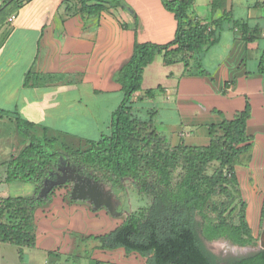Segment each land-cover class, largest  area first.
I'll return each mask as SVG.
<instances>
[{
	"label": "crops",
	"instance_id": "0c3cea01",
	"mask_svg": "<svg viewBox=\"0 0 264 264\" xmlns=\"http://www.w3.org/2000/svg\"><path fill=\"white\" fill-rule=\"evenodd\" d=\"M124 1L138 16L137 30L128 11L114 7L86 15L80 12L81 0H26L17 13H7L3 23L0 20V198L11 197L10 188L4 189L11 185L4 183L5 164L28 144L11 112L32 123L36 135L46 133L59 146H86L109 131L123 99L114 78L131 58L134 42L163 45L174 39L177 23L160 0ZM190 12L209 26L225 15L230 18L216 31L218 42L201 54L209 75L193 74V60L186 74L179 60L164 66L163 56H158L157 63L176 70L168 74L161 93L141 104L157 100L171 104L184 127L177 128L178 134L184 136L182 131L189 130V137L196 138L205 133L208 143L194 146L209 144L207 127L220 124L222 116L233 119L247 105L251 107L247 130L253 140L236 171L253 231L264 206V74L258 72L264 49V0H193ZM13 14L17 20L9 24ZM231 21L247 26L252 40L247 41L242 27ZM155 61L145 68L143 81ZM143 95V91L136 94ZM181 139L188 144L186 137ZM82 202L67 204L62 196H55L52 203L38 208L36 246L31 249L52 258L48 264H62L66 257L65 262L73 259V264H144L123 249L103 251L97 249V241L85 243L82 236L114 229L118 217L111 218L105 209L93 212L88 202ZM83 245L89 250L86 255L79 252Z\"/></svg>",
	"mask_w": 264,
	"mask_h": 264
},
{
	"label": "trees",
	"instance_id": "16d2710c",
	"mask_svg": "<svg viewBox=\"0 0 264 264\" xmlns=\"http://www.w3.org/2000/svg\"><path fill=\"white\" fill-rule=\"evenodd\" d=\"M111 1L112 4L107 6L105 0H81L80 12L96 15L120 7L132 16L137 30L139 19L136 12L124 0ZM160 1L174 15L177 23L174 39L163 45L134 42L131 58L114 78L121 87L123 99L112 115L108 133L98 140L87 141L86 146H59L55 139L47 135H36L33 124L17 111L8 112L15 116L22 137L28 144L5 164L4 183H32L34 194L0 198V243L21 249L36 246V210L52 203L56 191L69 185L57 186L46 198H39L45 181L59 171L63 161L71 163L81 176L110 187L123 197L131 189L149 200L148 205L127 216L114 229L82 238L83 241L87 238L97 241L99 250L123 249L126 255H138L144 264H215L205 241L227 238L242 245L249 243L244 235L253 238L247 221V204L242 200L236 171V159L239 157L240 160L241 155L251 148L253 140L247 130L251 107L247 105L233 119L222 116L220 124L209 125L207 131L211 140L208 145L190 146L181 141L174 147L156 128L157 110L148 109L147 119L142 118L137 110V105L144 99H152L156 92L163 91L162 86H158L146 90L143 97L136 96L142 91L145 68L158 56H163L164 66L174 65L176 59L179 60L184 64L186 74L193 60V74L209 75L203 67L201 54L218 42L216 31L222 30L230 19L225 15L210 26L205 25L191 16L193 0ZM24 2L26 0H3L0 4L1 22L5 21L7 13H17L25 5ZM232 23L241 26L238 22ZM241 27L246 33V40H252L247 36L249 28L245 25ZM258 72L264 74V49L259 56ZM182 160L192 169L188 178L174 186L172 171ZM215 164L212 176H207L208 168ZM153 172L161 175L159 180L152 176ZM217 191L233 200L240 199V206L244 208L241 227L216 223L205 214L204 208ZM71 193L72 189L62 195L64 202L68 197L70 204L81 203L73 200ZM90 209L99 211L94 210L92 205ZM7 215H10L8 221ZM198 217L204 221H199Z\"/></svg>",
	"mask_w": 264,
	"mask_h": 264
},
{
	"label": "rangeland",
	"instance_id": "374dc122",
	"mask_svg": "<svg viewBox=\"0 0 264 264\" xmlns=\"http://www.w3.org/2000/svg\"><path fill=\"white\" fill-rule=\"evenodd\" d=\"M105 1H107L106 2L107 6H110V4H112L111 0H105ZM2 3L3 0H0V4ZM157 62L158 60L155 61V63L151 65V67H149L146 73V78L144 79L142 84L143 92H145L148 89H156L158 86H162V87L166 86L168 83V78H167L168 74L176 70V67L174 68L163 67L161 63H157ZM151 108H155L157 110L158 114L155 116V124L158 130H160L163 133V135H165L171 141V143L169 144L172 147L178 145L182 141L181 138L183 137H186V141L188 143L187 145L190 146L205 145L208 143L207 140H205L204 138L205 133H201L197 135L196 138L194 136L189 137V133H187L189 130H186L187 131L186 133L182 131L184 136L178 134L179 130L177 131V128L182 127L183 129L184 127L179 125V121L177 119L176 114H174L173 112V108L171 104H167L165 102H161L160 100H157L153 103H143L137 105V110L140 112V116L145 119L149 117L147 115V110ZM19 132L21 138L24 139L22 137L20 130ZM44 135H47L48 137V134L46 133H42L40 137ZM160 135L162 134L160 133ZM236 162L239 164L240 162L239 157L236 159ZM216 166L217 164L210 166L207 170L206 175L209 177L212 176L213 170ZM191 169H192L191 166L182 160L181 163L178 164L177 167L172 171L171 178L173 185L178 186L186 179V177L188 178ZM152 176H154L158 180L161 177V175L158 172H153ZM8 188H10V195L13 197H28L34 194V185L32 183L13 182L11 183V185L4 187V189L7 190ZM71 189H72V185L69 183L66 189L57 190L55 196L65 195L67 192L71 191ZM115 193L118 194L117 196L120 200L122 199L121 200L122 204L120 205L121 210H119L120 207L118 208V211L120 212L121 215L116 219L115 222L117 226L120 225L127 216H129L132 213H135L140 207L149 204V200H147L143 196L137 195L136 192L131 189L128 191L126 195H124L125 197L121 196L120 193L116 191ZM65 201L67 202V204L68 202H70L68 197L65 198ZM89 206L91 207L90 204ZM253 206L254 205L251 206L250 210L253 209ZM245 209H246V205H245ZM242 211H244V208L240 206V199L233 200L231 199L230 196L221 193L220 191H217L216 194H214L211 197L206 207L204 208V212L209 219L214 220L216 223H224L233 228L242 226V219H241ZM103 212H106L108 214L107 210H103ZM8 217H10V215H7L6 221H8L7 219ZM110 217L112 218L113 216ZM262 219H264L263 216ZM198 220L204 221V219L200 217H198ZM262 227L263 226L261 224V221H259L257 228L253 230L254 237L252 238L250 236L244 235L243 236L244 239L247 240V242L249 243L250 242L256 243L260 241L262 242L261 240L262 237L261 235L263 232ZM83 238L85 237L83 236ZM77 239L79 240L81 239V237L77 236ZM231 242L234 243L232 240H229L227 238H221L212 241H205L204 243L208 252L215 255L217 258L221 260L223 259V254H230L229 252L230 246L228 247V245L229 244L235 245L232 244ZM85 243H90L93 245L94 241L92 239L87 238L85 240ZM242 245H247V243ZM84 247L85 245L81 246L79 252L86 255L85 252L87 249H85ZM135 256L138 260H140L138 255ZM66 258H62L63 260L62 264L74 263L73 259H71L70 262L68 261L65 262ZM49 260L51 261L52 258L49 259L48 255H46L43 252L36 250L34 251L31 248L21 249L11 244L0 243V264H48Z\"/></svg>",
	"mask_w": 264,
	"mask_h": 264
},
{
	"label": "water",
	"instance_id": "95a60500",
	"mask_svg": "<svg viewBox=\"0 0 264 264\" xmlns=\"http://www.w3.org/2000/svg\"><path fill=\"white\" fill-rule=\"evenodd\" d=\"M66 164L61 162V165ZM61 174H58L56 180L47 179L44 183L39 198H46L47 195L57 186L67 183H73L71 197L73 200L85 201L93 206L94 210L105 209L111 216L119 217L121 214L118 208L122 204L121 200L112 191L110 187H105L93 182L91 179L83 178L77 173L74 167L68 165V171L65 172L59 168ZM80 189V190H79ZM262 245L264 246V229L262 232Z\"/></svg>",
	"mask_w": 264,
	"mask_h": 264
},
{
	"label": "flooded vegetation",
	"instance_id": "af4514ba",
	"mask_svg": "<svg viewBox=\"0 0 264 264\" xmlns=\"http://www.w3.org/2000/svg\"><path fill=\"white\" fill-rule=\"evenodd\" d=\"M65 163L66 164L64 165H60V168L63 169V171L65 172H69L68 165H70L71 167H74V166H72L71 163L69 162H65ZM58 174H61V172L58 171L56 173H52L50 179L56 180ZM82 177L86 178L84 176ZM70 184L72 185V189H73L74 184L73 183H70ZM113 192L114 194L118 195L117 193H115V191ZM119 210H121V207L119 208ZM262 216L264 217V206H263V210L260 216V221L263 226L262 227V230H263L264 229V219H262ZM252 235L254 237V234ZM232 244H235V245H230V244L228 245V247L230 246L229 248L230 254H223V259L220 260L219 258H217L215 255L212 254L215 258L214 259L215 264H243L245 262L248 264H264V246L262 245L261 241L256 242V243L250 242V243H247V245H240L237 243H232Z\"/></svg>",
	"mask_w": 264,
	"mask_h": 264
},
{
	"label": "built area",
	"instance_id": "2783aa9c",
	"mask_svg": "<svg viewBox=\"0 0 264 264\" xmlns=\"http://www.w3.org/2000/svg\"><path fill=\"white\" fill-rule=\"evenodd\" d=\"M16 20H17V15L13 14V15L8 17L7 22L9 24H13Z\"/></svg>",
	"mask_w": 264,
	"mask_h": 264
}]
</instances>
